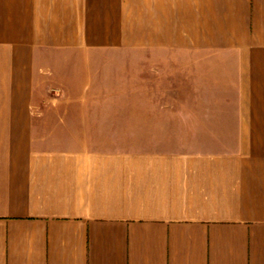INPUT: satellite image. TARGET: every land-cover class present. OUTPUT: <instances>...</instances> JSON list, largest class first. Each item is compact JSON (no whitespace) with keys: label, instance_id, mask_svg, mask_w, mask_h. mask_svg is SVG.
Listing matches in <instances>:
<instances>
[{"label":"crops","instance_id":"0c3cea01","mask_svg":"<svg viewBox=\"0 0 264 264\" xmlns=\"http://www.w3.org/2000/svg\"><path fill=\"white\" fill-rule=\"evenodd\" d=\"M0 264H264V0H0Z\"/></svg>","mask_w":264,"mask_h":264},{"label":"rangeland","instance_id":"374dc122","mask_svg":"<svg viewBox=\"0 0 264 264\" xmlns=\"http://www.w3.org/2000/svg\"><path fill=\"white\" fill-rule=\"evenodd\" d=\"M122 106H123V105H117V104H116V105H114V107H115L114 110H116L117 107L120 108V107H122ZM125 106H126V107L124 108V110H131V107H132L131 105H125ZM114 107H112V109H113Z\"/></svg>","mask_w":264,"mask_h":264}]
</instances>
